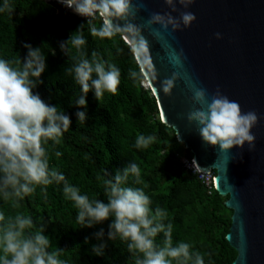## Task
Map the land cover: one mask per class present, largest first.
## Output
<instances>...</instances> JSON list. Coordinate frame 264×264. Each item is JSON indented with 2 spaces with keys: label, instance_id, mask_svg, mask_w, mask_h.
I'll list each match as a JSON object with an SVG mask.
<instances>
[{
  "label": "trees",
  "instance_id": "16d2710c",
  "mask_svg": "<svg viewBox=\"0 0 264 264\" xmlns=\"http://www.w3.org/2000/svg\"><path fill=\"white\" fill-rule=\"evenodd\" d=\"M8 3L11 10L0 12V59L23 60L27 54L25 43L40 48L46 68L33 92L46 103L62 108L71 120L59 144L48 141L45 145L49 168L61 172L80 194L107 202L103 180L97 177L110 178L104 176L105 169L114 175L117 169L136 163L142 183H133L130 176L126 186L142 188L150 197L152 210L159 207L167 212L164 223L172 224L173 246L178 242L189 243L191 251L202 254L205 264H231L236 250L226 234L232 210L219 201L222 196L213 185L209 189L196 173L183 166L179 156L192 158V152L177 140L173 128L162 122L156 98L150 88L143 86L145 76L122 33L93 36L91 28L99 29L103 23L99 12L86 18L67 10L57 0H8ZM3 4L4 0H0V7ZM81 25L86 58L91 59L95 52L106 65L114 64L120 69L115 94L105 92L99 100L92 90L86 94L87 119L83 124L77 122L75 113L85 109L74 105L80 88L66 71L76 62L77 53L72 49L67 56L60 47ZM129 70L136 71L137 77L130 78ZM139 135H151L155 140L147 148L137 149L134 144ZM56 152L61 155L56 156ZM0 211L6 217L31 216L33 227L26 229V233H35L43 226V234L51 242L48 251L61 250L59 259L64 264H135L127 242L107 238L112 217L91 228L80 227L74 202L63 193V182L46 189L37 186L23 199L4 201L0 197ZM226 211L229 216H225ZM101 228L105 231L106 247L104 254L97 256L92 245L101 243L94 236ZM163 240L164 234L159 233L155 243L162 246Z\"/></svg>",
  "mask_w": 264,
  "mask_h": 264
},
{
  "label": "clouds",
  "instance_id": "9594fccd",
  "mask_svg": "<svg viewBox=\"0 0 264 264\" xmlns=\"http://www.w3.org/2000/svg\"><path fill=\"white\" fill-rule=\"evenodd\" d=\"M66 7L86 18L103 13L102 26L91 28V34L99 37H111L123 32L135 39L137 47L148 49V41L141 34V27L132 23L143 6L134 5L132 0H59ZM194 0H164L170 12L163 14L153 12L145 26L158 24L167 31L169 26L175 32L181 25L188 27L196 19L194 13L180 12L178 17L171 13L177 11V4L185 9ZM8 0L0 7V12L10 11ZM113 20H123V26L114 24ZM90 23V21H88ZM159 35V30H154ZM219 39L221 34L216 33ZM86 39L82 33V25L61 43V50L68 53L76 50V62L66 71L72 75L79 86L81 94L75 100V106L85 111L75 113L77 122L83 124L87 119L86 94L92 90L96 100L105 92L115 94L120 84V69L114 64H107L97 58L95 52L88 59L83 51ZM27 54L21 60L0 59V197L4 201L12 198L23 199L32 194L37 186H47L63 182L65 197L74 202L77 209L76 221L81 228H91L112 217L108 224L107 238H119L127 242V249L135 256V264H205L202 254L191 251V245L178 242L173 246L172 224H165L167 212L159 207L152 210L151 200L142 188L126 186L129 177L133 183L141 184L140 167L132 162L117 169L115 174L104 170V191L107 202L100 199H89L80 194V190L68 183L65 176L56 169L49 168V157L45 145L48 141L59 144L65 132L70 128L71 120L62 108L46 103L33 89L41 83L40 76L46 68L45 56L40 48L30 44L23 45ZM183 49L170 53V61L174 66L182 67ZM15 65V66H13ZM95 74V78H93ZM137 72L129 70L130 78H136ZM178 72L161 82L162 91L171 94ZM145 82V84H144ZM150 88L146 80L142 82ZM192 101L199 107L187 113V121L195 123L202 141L211 146H219L221 152H227L233 146L242 147L245 142L249 150L255 147V136L251 128L257 123L255 112H241L238 102L231 101L221 95L219 90L209 99L205 89L190 85ZM176 135L179 133L176 130ZM155 140L154 136L139 135L134 147L147 148ZM181 143L183 141H180ZM56 152V156H60ZM214 172V171H213ZM215 174V173H214ZM214 186V185H213ZM33 227L31 216L17 214L8 216L0 211V264H64L59 259L60 251H48L51 246L49 238L43 234L44 228L35 233H26ZM159 233L164 234L162 246L155 243ZM99 244L92 245V252L101 256L106 244L103 242L105 231L101 228L94 233ZM87 242V238H85Z\"/></svg>",
  "mask_w": 264,
  "mask_h": 264
},
{
  "label": "water",
  "instance_id": "95a60500",
  "mask_svg": "<svg viewBox=\"0 0 264 264\" xmlns=\"http://www.w3.org/2000/svg\"><path fill=\"white\" fill-rule=\"evenodd\" d=\"M132 3L143 5L129 19L141 27L148 49L140 50L134 38L120 33L132 46L162 122L175 134L177 130V140L190 149L199 171L215 172L214 188L227 196L224 204L232 214L226 239L236 250L231 264H264V0H194L186 9L177 4V11L171 13L174 17L189 11L196 19L175 32L171 26L167 31L158 24L145 26L151 13L171 11L164 0ZM65 8L77 14L73 8ZM99 14L103 18V13ZM113 23L123 26L124 21ZM154 30H159V35ZM216 33L221 34L219 39ZM173 49H183L182 67L170 61ZM173 72L179 77L171 94L166 95L161 82ZM190 85L205 89L209 99L219 90L238 102L242 113L255 112L258 120L250 130L255 147L249 150L245 142L242 147L221 152L218 145L205 144L196 124L186 118L189 111L199 107L191 99Z\"/></svg>",
  "mask_w": 264,
  "mask_h": 264
},
{
  "label": "built area",
  "instance_id": "2783aa9c",
  "mask_svg": "<svg viewBox=\"0 0 264 264\" xmlns=\"http://www.w3.org/2000/svg\"><path fill=\"white\" fill-rule=\"evenodd\" d=\"M179 159L182 162L183 166L191 170L193 173H196L198 177L203 181V183L208 186L209 189L212 187L214 177L213 171H210L208 173L199 171L196 168L192 158L181 155L179 156Z\"/></svg>",
  "mask_w": 264,
  "mask_h": 264
},
{
  "label": "rangeland",
  "instance_id": "374dc122",
  "mask_svg": "<svg viewBox=\"0 0 264 264\" xmlns=\"http://www.w3.org/2000/svg\"><path fill=\"white\" fill-rule=\"evenodd\" d=\"M144 84H145V82H144ZM180 149L183 152V148L180 147ZM226 198H227V196H222L219 201L220 202H222V201L224 202L226 200ZM224 214H225V216H229L230 215V213L228 211L224 212Z\"/></svg>",
  "mask_w": 264,
  "mask_h": 264
}]
</instances>
